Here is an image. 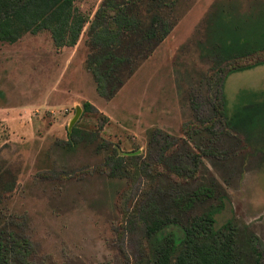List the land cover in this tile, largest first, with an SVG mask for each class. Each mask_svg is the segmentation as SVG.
<instances>
[{
  "label": "rangeland",
  "instance_id": "1",
  "mask_svg": "<svg viewBox=\"0 0 264 264\" xmlns=\"http://www.w3.org/2000/svg\"><path fill=\"white\" fill-rule=\"evenodd\" d=\"M103 1L76 2L86 25L74 46L49 31L0 43V264H154L147 217L184 226L214 210L176 206L199 183L227 197L216 222L233 221L241 263L255 264L264 0H173L170 33L110 98L88 67Z\"/></svg>",
  "mask_w": 264,
  "mask_h": 264
},
{
  "label": "trees",
  "instance_id": "2",
  "mask_svg": "<svg viewBox=\"0 0 264 264\" xmlns=\"http://www.w3.org/2000/svg\"><path fill=\"white\" fill-rule=\"evenodd\" d=\"M77 1L0 0V43H14L27 33L49 31L57 46L76 45L86 25ZM175 4L173 0L101 3L90 27L92 55L88 60L101 95L112 97L128 78L127 68L133 69L140 54L144 55L140 60L145 59L170 33L174 24L168 21L170 14L163 9H171ZM83 106L85 111L94 108L90 102ZM116 162L114 174L122 171V161ZM188 177L195 179L196 174ZM226 200L214 183H199L192 191L177 196L176 206L186 210L197 203L213 201L217 203L214 210L184 226H177L156 212L147 217L145 228L153 244L154 264H242L236 246L237 226L231 219L222 225L216 222ZM248 246L255 254V264H262L264 251L250 239Z\"/></svg>",
  "mask_w": 264,
  "mask_h": 264
}]
</instances>
